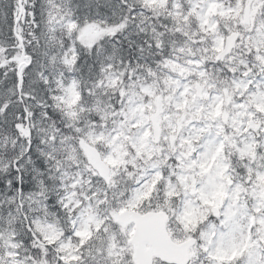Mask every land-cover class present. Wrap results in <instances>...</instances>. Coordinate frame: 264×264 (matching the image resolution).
Segmentation results:
<instances>
[{
	"label": "snow or ice",
	"instance_id": "6c2138e0",
	"mask_svg": "<svg viewBox=\"0 0 264 264\" xmlns=\"http://www.w3.org/2000/svg\"><path fill=\"white\" fill-rule=\"evenodd\" d=\"M0 264H264V0H0Z\"/></svg>",
	"mask_w": 264,
	"mask_h": 264
}]
</instances>
